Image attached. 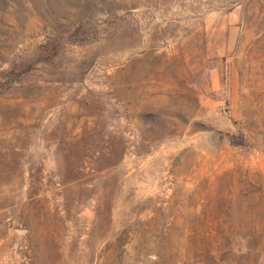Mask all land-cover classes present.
Masks as SVG:
<instances>
[{
  "label": "rangeland",
  "instance_id": "374dc122",
  "mask_svg": "<svg viewBox=\"0 0 264 264\" xmlns=\"http://www.w3.org/2000/svg\"><path fill=\"white\" fill-rule=\"evenodd\" d=\"M0 264H264V0H0Z\"/></svg>",
  "mask_w": 264,
  "mask_h": 264
}]
</instances>
